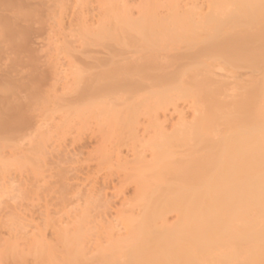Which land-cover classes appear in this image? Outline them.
Instances as JSON below:
<instances>
[{"label": "rangeland", "instance_id": "374dc122", "mask_svg": "<svg viewBox=\"0 0 264 264\" xmlns=\"http://www.w3.org/2000/svg\"><path fill=\"white\" fill-rule=\"evenodd\" d=\"M15 1L22 12L17 29L27 36L19 37L20 43L24 39L19 51L1 42L0 118L10 112L13 116L9 107L22 104L29 122L20 133L0 134V264H66L71 255L94 264L101 252L126 236L128 221L140 215L138 177L146 167L151 172L152 145L190 125L198 104L187 97L174 98L164 107L154 101L151 105L160 107L142 110L129 130L119 125L127 103L122 93L104 98L92 114L79 115L77 79L94 77L112 59L126 64L146 54L125 20L139 21L151 12L171 22L188 18L191 7L187 0H176L178 6L175 0ZM197 1L198 21L212 3ZM117 22L127 31L120 34V42H101V28ZM125 39L129 44L124 45ZM168 46L160 56L167 65L187 53L183 45ZM215 67L214 82L228 87L225 98L231 101L241 85L253 81L250 69L235 70L220 62ZM30 81L38 97L33 105L28 92L20 89ZM9 86L18 90L11 93ZM114 115L122 118L116 125L110 123ZM173 151L180 158L183 150ZM176 221V214L167 216L169 225Z\"/></svg>", "mask_w": 264, "mask_h": 264}, {"label": "bare ground", "instance_id": "6f19581e", "mask_svg": "<svg viewBox=\"0 0 264 264\" xmlns=\"http://www.w3.org/2000/svg\"><path fill=\"white\" fill-rule=\"evenodd\" d=\"M187 1L188 18L167 22L145 12L139 21L125 20L146 54L126 64L114 58L94 77L77 79L79 115L92 114L104 98L122 93L127 103L119 125L129 130L154 101L166 106L187 97L200 106L190 125L152 145L151 172L146 167L138 177L140 215L127 222L126 236L101 252L94 264H264V0H211L210 12L198 21V1ZM21 16L18 2L0 0V43L18 51L24 40L20 43L19 37L27 36L17 29ZM116 24L99 29L101 42H120L126 26L123 30L122 23ZM164 39L167 46L183 45L187 53L164 64ZM219 62L256 73L247 86L240 84L241 92L235 89L239 93L229 96L232 101L225 98L228 87L212 77ZM31 81L20 89L33 105L38 97ZM20 106L9 107L15 111L10 119L0 118V134L20 133L28 125ZM121 119L114 115L110 123ZM176 148L184 151L180 158ZM170 214H176L175 224L167 223ZM81 258L71 255L66 264H90Z\"/></svg>", "mask_w": 264, "mask_h": 264}]
</instances>
